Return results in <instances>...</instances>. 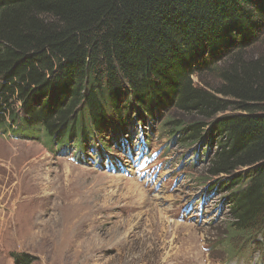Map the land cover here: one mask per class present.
Masks as SVG:
<instances>
[{"label":"trees","instance_id":"1","mask_svg":"<svg viewBox=\"0 0 264 264\" xmlns=\"http://www.w3.org/2000/svg\"><path fill=\"white\" fill-rule=\"evenodd\" d=\"M159 118L168 139L213 145L223 245L264 264V0H0V133L41 130L98 165Z\"/></svg>","mask_w":264,"mask_h":264},{"label":"rangeland","instance_id":"2","mask_svg":"<svg viewBox=\"0 0 264 264\" xmlns=\"http://www.w3.org/2000/svg\"><path fill=\"white\" fill-rule=\"evenodd\" d=\"M160 120L136 124L108 150L95 140L99 166L90 146L78 163L41 130L0 133V264L20 253L29 264H257V253L231 258L223 245L227 192L202 153L213 145L168 139ZM65 226L73 235L59 246L50 234ZM34 232L42 239L29 248Z\"/></svg>","mask_w":264,"mask_h":264},{"label":"bare ground","instance_id":"3","mask_svg":"<svg viewBox=\"0 0 264 264\" xmlns=\"http://www.w3.org/2000/svg\"><path fill=\"white\" fill-rule=\"evenodd\" d=\"M133 185H134V184H133ZM132 189H133V188H132ZM70 230H71V227L65 226V227L61 230L62 233L59 232V230H58V231H55L56 233L58 232V235L54 236L53 233H51L50 235H51L53 241H55L54 238H57V239H56V242H55L57 245L62 246V245L65 244V242H67V239H66L65 236H67V237H71V236L73 235L71 232H68V233H71L70 235H66V233H67L66 231H70ZM72 230H73V228H72ZM39 233H40V232H34V233H32V234L30 235L31 238H30V240L27 242V247H29V248H30V247H35L36 245L40 244L42 237L40 236ZM23 239H25V237H23Z\"/></svg>","mask_w":264,"mask_h":264}]
</instances>
